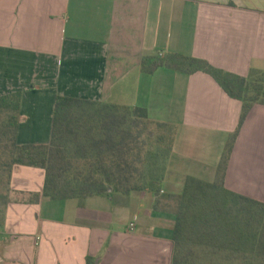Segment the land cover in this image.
<instances>
[{
    "label": "crops",
    "instance_id": "crops-1",
    "mask_svg": "<svg viewBox=\"0 0 264 264\" xmlns=\"http://www.w3.org/2000/svg\"><path fill=\"white\" fill-rule=\"evenodd\" d=\"M170 53L240 76L264 71V0H0V96L22 93L17 142L49 143L57 96L144 107L172 126L162 189L178 194L187 176L214 179L242 104L205 72L141 69ZM44 177L14 167L0 264H172L173 216L153 208L157 196L29 201ZM224 186L264 202V105L232 142Z\"/></svg>",
    "mask_w": 264,
    "mask_h": 264
},
{
    "label": "trees",
    "instance_id": "trees-1",
    "mask_svg": "<svg viewBox=\"0 0 264 264\" xmlns=\"http://www.w3.org/2000/svg\"><path fill=\"white\" fill-rule=\"evenodd\" d=\"M158 66L205 72L242 104L238 127L225 145L214 179L187 176L180 193L164 192L173 129L151 120L139 106L57 96L49 143L19 144L22 93H9L0 96V230L14 200L13 169L25 165L45 172L42 192L30 193L29 201L133 191L157 196L153 208L173 216L172 264H264V202L224 186L232 142L250 108L264 105V71L251 69L240 76L178 53L153 61L143 58L141 63L145 72Z\"/></svg>",
    "mask_w": 264,
    "mask_h": 264
},
{
    "label": "built area",
    "instance_id": "built-area-1",
    "mask_svg": "<svg viewBox=\"0 0 264 264\" xmlns=\"http://www.w3.org/2000/svg\"><path fill=\"white\" fill-rule=\"evenodd\" d=\"M134 227H135V223H134V222H131V223L129 224V229H130V230H133Z\"/></svg>",
    "mask_w": 264,
    "mask_h": 264
},
{
    "label": "rangeland",
    "instance_id": "rangeland-1",
    "mask_svg": "<svg viewBox=\"0 0 264 264\" xmlns=\"http://www.w3.org/2000/svg\"><path fill=\"white\" fill-rule=\"evenodd\" d=\"M167 166L169 167L170 165H169V160H168V164H167ZM256 208V207H255Z\"/></svg>",
    "mask_w": 264,
    "mask_h": 264
}]
</instances>
